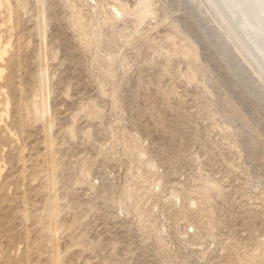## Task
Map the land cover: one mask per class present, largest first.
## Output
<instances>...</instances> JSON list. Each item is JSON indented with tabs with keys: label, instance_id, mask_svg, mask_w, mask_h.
<instances>
[{
	"label": "rangeland",
	"instance_id": "1",
	"mask_svg": "<svg viewBox=\"0 0 264 264\" xmlns=\"http://www.w3.org/2000/svg\"><path fill=\"white\" fill-rule=\"evenodd\" d=\"M257 13L0 0V264H264Z\"/></svg>",
	"mask_w": 264,
	"mask_h": 264
},
{
	"label": "water",
	"instance_id": "2",
	"mask_svg": "<svg viewBox=\"0 0 264 264\" xmlns=\"http://www.w3.org/2000/svg\"><path fill=\"white\" fill-rule=\"evenodd\" d=\"M253 2L255 4V6L258 8V15L264 17V4H262L260 2L259 3H256L255 0H253ZM259 10H260V12H259ZM121 14H124V13H121ZM92 27H96V25H93ZM92 33H93V36L94 37L91 40V42H88V43H91L92 49H93L92 50L93 51L92 53H95L94 48L97 47L99 38H100V36L102 34L98 30L93 31L90 34H92ZM88 41H90V40H88ZM100 69L102 70L103 75H105L106 77H110L111 78L112 73H111V71L109 69V66H107V67L101 66ZM161 228H163V227L161 226L160 228H158L159 229L158 232L164 233L165 230H162ZM204 230H206V229H204ZM199 236H200V233L199 232H196V238H198ZM182 257H183V259H185L184 256H182Z\"/></svg>",
	"mask_w": 264,
	"mask_h": 264
},
{
	"label": "bare ground",
	"instance_id": "3",
	"mask_svg": "<svg viewBox=\"0 0 264 264\" xmlns=\"http://www.w3.org/2000/svg\"><path fill=\"white\" fill-rule=\"evenodd\" d=\"M255 2L256 3H262V4H264V2L262 1V0H255ZM255 5V4H254ZM253 8H255V7H253ZM258 9V8H257ZM255 10V9H254ZM256 11V10H255ZM259 12H260V10H259ZM115 13L116 14H118L119 13V10L118 9H116L115 10ZM258 14V13H257ZM262 18H264L263 16H261ZM174 198V200L177 202L178 201V197H173ZM178 204V203H177ZM193 205H196V204H192L191 206H193ZM189 222L188 221H186V220H184V224H182V225H187ZM162 230H165L164 228H161ZM166 231V230H165ZM181 232H183V230L182 229H177V235L178 234H180ZM181 235H182V233H181ZM191 236V235H190ZM200 236H201V233H200ZM192 238H196V235L195 236H191ZM192 240H194V239H192ZM198 240H200V238L198 239Z\"/></svg>",
	"mask_w": 264,
	"mask_h": 264
}]
</instances>
